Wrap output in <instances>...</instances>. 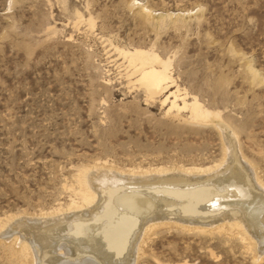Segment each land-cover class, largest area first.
Instances as JSON below:
<instances>
[{
  "label": "rangeland",
  "instance_id": "obj_1",
  "mask_svg": "<svg viewBox=\"0 0 264 264\" xmlns=\"http://www.w3.org/2000/svg\"><path fill=\"white\" fill-rule=\"evenodd\" d=\"M135 49L219 114L264 187V0H0L1 225L65 211L82 170L143 179L221 163L214 123L148 98L120 55ZM242 238L166 222L135 264H264ZM10 250L0 240V264H28Z\"/></svg>",
  "mask_w": 264,
  "mask_h": 264
},
{
  "label": "bare ground",
  "instance_id": "obj_2",
  "mask_svg": "<svg viewBox=\"0 0 264 264\" xmlns=\"http://www.w3.org/2000/svg\"><path fill=\"white\" fill-rule=\"evenodd\" d=\"M120 55L150 100L164 97L168 113L188 111L193 121L214 123L223 141L221 163L172 173L154 170L155 176L144 174L143 179L79 171L74 190L79 201L36 222L23 218L0 224V240L28 264H135L144 234L172 222L202 231L238 230L264 255V187L237 154L233 130L196 97L188 103L178 88L172 91L176 84L158 55L141 49L121 50Z\"/></svg>",
  "mask_w": 264,
  "mask_h": 264
}]
</instances>
